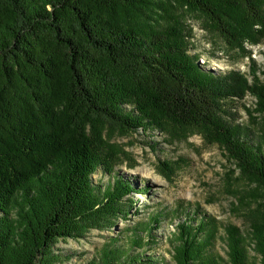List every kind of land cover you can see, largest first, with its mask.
<instances>
[{
	"label": "trees",
	"instance_id": "obj_1",
	"mask_svg": "<svg viewBox=\"0 0 264 264\" xmlns=\"http://www.w3.org/2000/svg\"><path fill=\"white\" fill-rule=\"evenodd\" d=\"M204 14L230 44L264 27L260 0H0V264H57L53 245L112 230L129 216L130 181L93 182L104 127L130 133L163 121L212 126L239 170L264 192V139L222 117V101L251 90L264 115V85L216 75L187 54L181 28H160L167 7ZM132 104V109L126 105ZM160 214L151 218L157 225ZM252 232L264 264V217ZM112 238L87 264H166ZM214 218L177 225L175 264H221L210 249ZM229 264H247L246 236L227 227Z\"/></svg>",
	"mask_w": 264,
	"mask_h": 264
},
{
	"label": "rangeland",
	"instance_id": "obj_2",
	"mask_svg": "<svg viewBox=\"0 0 264 264\" xmlns=\"http://www.w3.org/2000/svg\"><path fill=\"white\" fill-rule=\"evenodd\" d=\"M264 11V0H260ZM181 28L187 54L207 72L226 75L237 72L249 85H264V27L256 25L251 37L227 42L202 13L172 5L158 24ZM222 117L234 125L249 127L254 142L264 139V115L259 98L251 90L222 101ZM128 104L126 108L132 109ZM134 108V107H133ZM103 156L112 166L100 165L92 176L103 188L122 177L135 187L129 199L130 212L117 220L112 230L93 229L84 236L60 239L53 245L57 264H87L98 258L112 238L118 247L130 249L134 232L149 238L144 223H152V242L133 251L153 255L175 264L173 249L177 225L200 216L214 218L219 225L211 246L221 264H229L227 227H239L246 236L247 264H263L252 232L253 222L264 217V192L236 166L214 127L163 121L130 133L104 127ZM160 214V223L152 221ZM258 221V220H257Z\"/></svg>",
	"mask_w": 264,
	"mask_h": 264
}]
</instances>
